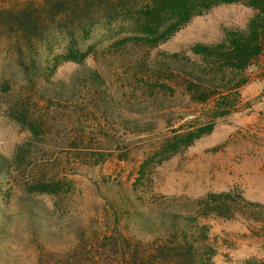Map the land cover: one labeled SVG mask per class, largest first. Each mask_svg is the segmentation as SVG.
<instances>
[{
  "label": "rangeland",
  "instance_id": "rangeland-1",
  "mask_svg": "<svg viewBox=\"0 0 264 264\" xmlns=\"http://www.w3.org/2000/svg\"><path fill=\"white\" fill-rule=\"evenodd\" d=\"M22 1L43 15L30 40L0 26V264H95L90 255L116 229L142 243L180 232L200 264H264V55L211 135L168 160L153 155L174 131L208 123L216 102L194 96L173 65L204 67L193 48L246 30L251 2L213 6L146 50L127 0H95L87 17L56 20L49 0H0V10ZM82 58L107 84V112L99 87L78 86L72 60ZM147 64L171 67V90ZM220 195L248 208L204 216L202 202Z\"/></svg>",
  "mask_w": 264,
  "mask_h": 264
},
{
  "label": "trees",
  "instance_id": "trees-1",
  "mask_svg": "<svg viewBox=\"0 0 264 264\" xmlns=\"http://www.w3.org/2000/svg\"><path fill=\"white\" fill-rule=\"evenodd\" d=\"M95 0H49L51 10L50 17L53 20L65 17L81 15L87 17L91 10L88 3L94 7ZM122 3L123 0H119ZM237 0H127V7L135 11L140 25L139 32L142 36V47L146 50L165 44L173 38L191 19L203 15L213 8L231 4ZM251 2L256 15L250 21L248 28L241 31L227 33L226 42L219 45L203 46L197 45L192 52L196 57L203 59L204 67L199 66L197 71L188 73L185 65L178 63L173 67L182 74L189 77L188 84L193 95L207 94L206 99H216L212 108L208 123L189 127L188 130L174 131L175 135L165 140L156 155H162L168 160L171 157L184 152L194 145L195 142L214 132L216 120L231 115L237 111L240 91L250 82L248 70L255 62L264 55V0H245ZM43 13L32 1L18 2L11 11L0 10V26L7 32L14 33V39L20 36L24 39H33L41 25ZM7 18V19H5ZM26 33V36L23 35ZM74 58H79L74 51ZM181 63V61L177 58ZM80 68V79L78 86L85 89L92 82L99 87V106L108 111L109 104L105 101L104 94L109 90L104 78L97 70L86 64V59L72 60ZM143 68L157 77L162 83L160 89L171 90L165 82L173 80L175 72L171 67L164 65L159 69ZM153 66V65H152ZM172 76V77H170ZM170 77V79H169ZM195 78V79H194ZM195 80V81H194ZM87 82V83H86ZM197 97V96H196ZM233 100L235 102H233ZM88 103L82 100L77 112L76 126H83L84 115L87 112ZM82 114V115H80ZM83 143V142H82ZM204 210L203 215L210 214H232L235 209L248 208L247 204L236 202L231 196H211L199 206ZM186 236L180 232H173L169 236L159 239L154 243L135 242L123 235L118 229L110 235H105L100 242L103 250L101 255H90L95 264H200L198 255H193V248L187 244Z\"/></svg>",
  "mask_w": 264,
  "mask_h": 264
}]
</instances>
